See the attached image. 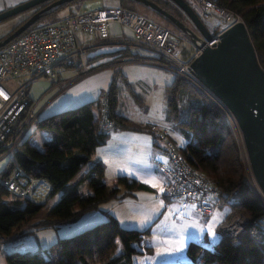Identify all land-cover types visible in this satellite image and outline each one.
Segmentation results:
<instances>
[{
    "label": "trees",
    "instance_id": "obj_1",
    "mask_svg": "<svg viewBox=\"0 0 264 264\" xmlns=\"http://www.w3.org/2000/svg\"><path fill=\"white\" fill-rule=\"evenodd\" d=\"M81 1L74 0L45 12V19L42 18L30 28L62 19L55 20L51 17L59 8ZM117 1V7L141 13L132 5L135 0ZM153 1L181 20L187 19L184 11L172 0ZM218 2L242 16L260 64L264 68V0H218ZM48 3L25 10L29 12L28 15L11 31L0 37V40ZM76 11L77 9H74L67 16L74 15ZM154 12L174 27L141 14L170 28L178 36H180L178 32L187 36L170 19ZM184 53L186 59L191 57L192 48L184 46ZM71 65L73 66V63ZM111 90L114 108L117 90L114 85ZM166 97L167 118L175 121L189 138L184 148L179 147L180 151L194 169L213 178L218 184L220 193L216 206L228 204L231 207L217 224L216 230L220 238L214 250L191 241L187 248L188 256L193 260V264H264V204L253 191L247 178L240 144L227 116L202 90L178 75L167 86ZM31 107L32 104L25 114ZM98 115L97 99L44 117L38 124L51 133L45 150L25 142L19 150L11 154L4 170L0 172L2 238L11 236L26 222L38 216L40 217L34 224L35 228H58L77 221L88 211L98 209L103 202L120 200L134 195L138 190L149 189L148 184L128 175H119L114 183H107L103 179L105 165L100 161L94 163L88 172L81 174L75 183H71L83 166L90 161L95 149L104 144L110 135L99 131ZM119 118L126 125L128 119ZM15 169H21L32 177L46 180L50 185L48 196L62 192L61 199L46 209L45 201L34 202L10 196L5 198L3 195L10 193L2 182L8 179ZM94 173L99 176L94 177ZM85 186L91 189L90 193L84 194ZM106 216V220L91 228L71 237L60 238L45 250V254L8 252L6 264H134L133 254L152 252V247L143 245L149 229L126 228L110 212H107Z\"/></svg>",
    "mask_w": 264,
    "mask_h": 264
},
{
    "label": "built area",
    "instance_id": "obj_2",
    "mask_svg": "<svg viewBox=\"0 0 264 264\" xmlns=\"http://www.w3.org/2000/svg\"><path fill=\"white\" fill-rule=\"evenodd\" d=\"M187 1L206 24L213 37L211 41L203 36L201 39L192 38L194 50L192 56L187 59L184 57L181 38L174 34L170 28L148 19L141 13L117 6L78 9L74 15L28 28L19 37L0 48V160L10 157L14 151L20 149L25 143V137L32 125L39 121V113H35L32 107L25 114L28 107L31 106L27 96L29 83L41 76H46L54 83H59L62 81L61 74L71 68L76 72L71 82L73 83L99 70L102 66L91 67L88 64L86 49L79 42L78 32L98 30L102 37H107L109 35L108 23L111 21L129 27L136 40L152 47L159 55L158 59L154 61L156 65L171 70L176 75L190 81L210 97L227 116L239 144H241L240 135L242 137V134L234 115L224 103L204 89L190 65L191 61L202 52L203 41L209 46L217 44L220 41V35L228 27L244 20L240 14L220 4L218 0ZM133 60V56H123L116 58L107 66L117 67ZM22 74H26L30 78L14 90L3 84L5 79ZM117 79L118 76L114 82ZM98 100L99 131L112 133L124 126L114 111L111 88L104 89ZM146 129L154 134L156 143L168 155V162H155L167 175L164 191L158 193L159 198L166 205L176 203L178 205L177 213L180 215L185 214L191 206L204 215L212 214L220 193V188L215 180L198 172L189 164L169 136L167 129L156 125H150ZM42 181L46 180L32 177L21 169H15L2 184L14 197L39 202L33 193L36 192ZM250 185L264 204V196L258 184L251 180ZM47 195H44L40 202L45 201Z\"/></svg>",
    "mask_w": 264,
    "mask_h": 264
},
{
    "label": "crops",
    "instance_id": "obj_3",
    "mask_svg": "<svg viewBox=\"0 0 264 264\" xmlns=\"http://www.w3.org/2000/svg\"><path fill=\"white\" fill-rule=\"evenodd\" d=\"M25 1L28 0H0V12ZM117 2V0H114V2H107L95 8H101L105 5L117 6ZM81 8L83 7L77 3L61 7L53 13L51 18L55 20L63 18L64 16L69 15V13L74 9L78 10ZM108 33L109 35L107 37H102L98 30L94 32H78L79 42L86 49L88 64L92 67L98 65H108L121 55H125L124 57L133 56L134 60L125 62L121 65V70H115L113 74L110 69L105 68L115 67L105 66L104 68L99 69V71L97 70L87 75L88 77L93 75L92 77L99 80L93 88L86 90L87 94L91 96H82L78 103L85 101L86 99H91L89 97H95L90 101L97 100L104 89H109L112 85H114L117 90L114 111L119 117H123L128 120L125 122L126 125L110 133L107 141L95 149L90 161L81 169L83 171H81L80 175L88 172L94 163L100 161L105 165L103 179L109 184L114 183L119 175H128L148 184V191L151 193H142L143 191L139 192L140 190H138L130 197L142 202H149L152 200H156L157 203L159 202V206L156 205L149 210L152 215H157L162 207H176L178 209V205L176 203L166 205V203L158 196V193L161 192L160 188H164V184L167 181V175L159 166L156 165L155 162H168V155L167 153L165 155L160 145L156 143L154 134L146 129V127H149L150 125L165 128L168 130V134L174 143L176 142L175 138H173L174 136L172 135V131L178 125L175 121L169 120L166 116V89L167 86L174 81L176 74L171 70L156 65L154 61L158 59V53L152 47L136 40L133 31L129 27L124 26L119 22L111 21L108 23ZM187 38L189 39V43L192 45L191 47L189 46V48H192L193 51V43L189 37ZM181 40L184 52V46H188L184 44L183 38H181ZM75 75V70L71 68L61 74L60 79L62 81L59 83H54L52 80L47 78L45 81L46 85L43 90L38 93H35L34 91L32 92V86L36 81L43 78L37 77L32 80L27 87V96L32 104L34 112L39 113L40 117L43 115L42 118H44L50 116L49 114L51 111H59L62 107H65L62 105L49 110L50 106L60 97L66 95L73 85L89 79L85 76L87 79L83 77L71 83ZM20 76L22 77V82L30 78L26 74H22ZM115 76H119L116 82H114ZM13 87L14 88L11 90L16 88L15 86ZM50 139L51 137L46 140L42 147L37 146L36 144L32 145L37 146L41 150H45L46 143ZM241 144L243 146L242 139ZM243 153L245 156L246 153L244 146ZM93 175L94 177L99 176L96 173ZM154 183L157 184V187H153ZM47 184L50 189L48 182ZM153 191H156V196ZM90 192L91 189L87 186L84 194H88ZM117 201L119 200L112 199L103 202L105 204L104 209H100L99 207L96 210H103L105 214L107 212H110L111 214L113 213L117 218L119 216L114 211L116 205L115 202ZM44 230L45 229L33 228L30 225L26 229L28 234H34L36 236H43L42 232ZM21 231L22 230H20L19 233H21ZM47 248L46 244L43 243L35 249L42 251ZM186 261L187 259L185 257L184 262L182 263H185Z\"/></svg>",
    "mask_w": 264,
    "mask_h": 264
},
{
    "label": "rangeland",
    "instance_id": "obj_4",
    "mask_svg": "<svg viewBox=\"0 0 264 264\" xmlns=\"http://www.w3.org/2000/svg\"><path fill=\"white\" fill-rule=\"evenodd\" d=\"M107 2L111 3L114 2V0H82L77 4H80L82 7H85L87 9H94L95 7H99ZM132 3L135 10L145 14L146 16L152 18L157 22L168 25L170 27H174V25L172 24H167L168 22L162 16H158L150 7L148 8L144 4L138 2ZM28 13L29 12L26 11L21 12L0 21V37L11 31L13 27L20 23V20L28 15ZM42 18H44V14L39 20H41ZM178 34L183 38L185 45H187L188 47L192 46L189 43V39L187 37H185L183 34H180L179 32ZM123 56L124 55H121L117 58ZM101 66L102 67L100 69L104 68L107 65ZM105 69H110L113 74L115 70H121V66H117L115 68L106 67ZM92 76L93 75L89 77L87 76V78H89L88 80L73 85L69 92L66 93V95L60 97L54 104H52L49 110L62 105L65 107H62L60 110L58 109L59 111H51L49 115L60 112L62 110L74 108L75 106L86 101L93 100L92 98L95 97H89L91 99H86L85 101H81L80 103H78L82 96H91L87 94L86 90H90L91 88H93V86H95V84L99 80ZM41 78L43 79H40L33 84L32 92L34 91L35 93H38L39 91L43 90L44 86L46 85L45 81L48 77L41 76ZM3 84L9 89L14 88L13 86L18 87L19 85L23 84L22 77L17 76L7 78L3 81ZM42 117L43 115H41V117L39 116V119H41ZM183 117H185V114L183 115ZM172 135L174 136L173 138H175L176 141L175 144L178 147L184 148L187 145L189 139L186 134L183 133L179 126H176V128L172 131ZM49 137H51V133L48 130L40 127L37 122L34 123L28 131L25 137V142L29 144H36L37 146L42 147ZM161 149L166 155V151L162 147ZM242 158L243 161L244 159L246 160L248 171L250 173V175L247 173L249 182L251 183L252 180L255 183L256 181L251 171L247 155H245V157L243 156ZM8 160L9 157H5L0 160V172L4 170L5 166L8 163ZM81 171L83 170H80V172H78V174L72 179L71 183H75L77 181ZM86 188L87 186L84 187L83 191H85ZM49 190L50 189L47 182L42 181L40 182L36 192L33 193V195L40 202V199L44 195L48 194ZM139 192L151 193L148 190H140ZM153 193L155 194L156 191H153ZM62 194V192H59L55 195H49L45 200L46 209L51 205L57 203L61 199ZM3 196L5 198L8 196H10L11 198L14 197L12 194H4ZM125 198L120 200L116 199L119 201L115 202L116 205L114 211L119 216L117 218L120 224L126 228H135L140 230L149 229V231L145 234L143 245L146 247H152V252L146 251L144 253L133 254V262L135 264H193V260H191L187 253L189 243L191 241H195L200 243L207 249L214 250L215 245L220 238V234L216 230L217 224L231 209L230 205L225 204L223 206H216L212 214L204 215L198 212L194 206H191L187 209L185 215L180 216L177 213L176 207H162L157 215H152L149 210L156 205L159 206V202L157 203L156 200L142 202L139 200H135L130 196ZM104 205L105 204L102 203L100 205V209H104ZM39 217L40 216L26 222L20 228V230H22L21 233H19V230L4 239L0 236V264H6V254L12 251L36 252L45 254V249L39 251V249L35 248L43 243L46 244V247H50L52 244L60 240V238L71 237L87 228L93 227L94 225L106 220L107 218L103 210H91L85 213L75 222L64 224L58 228H43L45 229L42 232L43 236L28 234L26 229L29 227V225L34 228V224L39 220ZM185 257L187 261L185 263H182L184 262Z\"/></svg>",
    "mask_w": 264,
    "mask_h": 264
},
{
    "label": "water",
    "instance_id": "obj_5",
    "mask_svg": "<svg viewBox=\"0 0 264 264\" xmlns=\"http://www.w3.org/2000/svg\"><path fill=\"white\" fill-rule=\"evenodd\" d=\"M72 1L74 0H28L0 12L2 21L49 2L11 34L0 40V48L19 37L45 12ZM135 1L170 19L190 39H201L203 36L211 41L213 38L206 24L187 0H172L186 14L185 21L153 0ZM203 45L202 52L191 61V69L204 89L224 103L234 115L242 134L251 171L264 196V68L260 64L245 21H238L228 27L220 35L217 44L209 46L203 41ZM244 163L250 175L245 159Z\"/></svg>",
    "mask_w": 264,
    "mask_h": 264
},
{
    "label": "snow or ice",
    "instance_id": "obj_6",
    "mask_svg": "<svg viewBox=\"0 0 264 264\" xmlns=\"http://www.w3.org/2000/svg\"><path fill=\"white\" fill-rule=\"evenodd\" d=\"M153 187H157V184L154 183V184H153ZM160 191L163 192L164 189L161 187V188H160Z\"/></svg>",
    "mask_w": 264,
    "mask_h": 264
},
{
    "label": "flooded vegetation",
    "instance_id": "obj_7",
    "mask_svg": "<svg viewBox=\"0 0 264 264\" xmlns=\"http://www.w3.org/2000/svg\"><path fill=\"white\" fill-rule=\"evenodd\" d=\"M40 9H42V8H40ZM40 9H39V10H40ZM39 10H38V11H39Z\"/></svg>",
    "mask_w": 264,
    "mask_h": 264
},
{
    "label": "bare ground",
    "instance_id": "obj_8",
    "mask_svg": "<svg viewBox=\"0 0 264 264\" xmlns=\"http://www.w3.org/2000/svg\"><path fill=\"white\" fill-rule=\"evenodd\" d=\"M240 134V133H239ZM242 138V137H241Z\"/></svg>",
    "mask_w": 264,
    "mask_h": 264
}]
</instances>
